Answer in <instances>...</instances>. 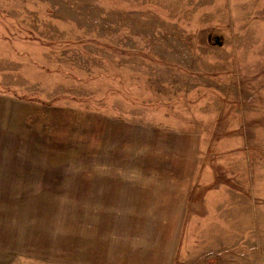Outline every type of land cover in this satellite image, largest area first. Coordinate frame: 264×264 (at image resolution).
Returning <instances> with one entry per match:
<instances>
[{
  "label": "rangeland",
  "instance_id": "obj_1",
  "mask_svg": "<svg viewBox=\"0 0 264 264\" xmlns=\"http://www.w3.org/2000/svg\"><path fill=\"white\" fill-rule=\"evenodd\" d=\"M158 121L199 134L185 213L142 187ZM0 127V264H264V0H0Z\"/></svg>",
  "mask_w": 264,
  "mask_h": 264
},
{
  "label": "crops",
  "instance_id": "obj_2",
  "mask_svg": "<svg viewBox=\"0 0 264 264\" xmlns=\"http://www.w3.org/2000/svg\"><path fill=\"white\" fill-rule=\"evenodd\" d=\"M158 122L162 124L160 121ZM160 124L153 125L145 123L142 127V161L145 165L153 164L152 167H149L151 168L152 172L157 175V182H143L142 187H152L154 189L148 192L149 198H152L154 196L155 200L158 201V203H166L172 201V204H174V207L177 208L179 212L183 213L184 210L185 213L187 208L185 206H182L183 203H187V196L189 194V191L191 190V193L189 194L191 195L193 193V188L197 187L196 184L209 183V180L206 177H199V172H201V165L199 164V159H197V155H199V148L196 143V139L198 138L199 134L195 130H176L175 128L171 129L169 127L163 126V124ZM154 139H158V143H154ZM177 139H186L187 141L183 146L180 142L176 141ZM151 140L153 142L152 144ZM163 140L165 141L164 146H162ZM163 154L173 156L172 163L174 164H172L171 167H169V165H165V163L170 162V159L165 162L159 157ZM181 155L188 156L186 162L185 159L181 157ZM172 169H174L175 173L172 171ZM182 176L186 180L185 184H182ZM174 178H176L177 181H167ZM161 181L167 182L162 183ZM145 193L147 192L145 191ZM201 200V207H203V212H208L206 214L207 220L203 219V222L199 223L200 227H197V233H199V237H202V240L200 241V247H203L205 245H209L208 243H211L210 240L206 238V236H214L216 235V233H218V230L216 228H214L215 230L212 229L210 233L207 232L210 216H213L214 219L215 217H219L222 213H219V215H217L216 211L224 212L225 209L230 206L231 202L233 204L235 203L234 201H231L230 186L228 187V185L226 184V187H224L223 183H219L218 186L209 188V190H207L202 195ZM211 203H213L212 207L209 206ZM189 211L191 212L190 208ZM195 211L198 212L200 211V209L197 208ZM212 232L214 233V235H211Z\"/></svg>",
  "mask_w": 264,
  "mask_h": 264
},
{
  "label": "water",
  "instance_id": "obj_3",
  "mask_svg": "<svg viewBox=\"0 0 264 264\" xmlns=\"http://www.w3.org/2000/svg\"><path fill=\"white\" fill-rule=\"evenodd\" d=\"M207 40L208 41L212 40L211 42L215 45H221V43H222V38L219 35L208 34Z\"/></svg>",
  "mask_w": 264,
  "mask_h": 264
},
{
  "label": "trees",
  "instance_id": "obj_4",
  "mask_svg": "<svg viewBox=\"0 0 264 264\" xmlns=\"http://www.w3.org/2000/svg\"><path fill=\"white\" fill-rule=\"evenodd\" d=\"M19 96H21V95H19ZM23 98L24 99H28V100H35V101H39V102H42L43 104H47V103H50V102H47V101H45V100H42V99H40V96L39 95H37V94H32L31 96H27V95H24L23 96Z\"/></svg>",
  "mask_w": 264,
  "mask_h": 264
}]
</instances>
